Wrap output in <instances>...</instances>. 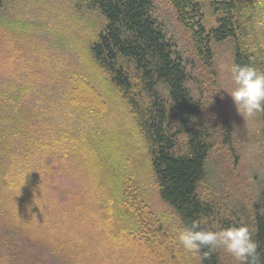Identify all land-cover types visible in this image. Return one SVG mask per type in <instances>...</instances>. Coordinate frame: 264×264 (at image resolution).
Listing matches in <instances>:
<instances>
[{
    "label": "trees",
    "instance_id": "16d2710c",
    "mask_svg": "<svg viewBox=\"0 0 264 264\" xmlns=\"http://www.w3.org/2000/svg\"><path fill=\"white\" fill-rule=\"evenodd\" d=\"M75 2L98 9L105 19L90 46L92 62L100 78L111 84L110 98L134 121L146 152V170L162 201L183 228L193 220H200L202 228L216 225L213 230L248 225L264 264V189L251 199L248 214L241 211L228 218L220 203L202 190L214 150L221 145L233 149L234 144L221 102L214 44H231L233 65L250 64L264 71V0H166L189 36L187 58L158 22L152 0ZM5 5L6 0H0V12ZM103 92L82 74L70 79V101L77 109H104ZM258 115L264 136V112ZM74 136H68L64 157L57 139L48 149L53 172L59 173L53 185L61 190L65 181L69 183L70 192L56 193L53 199L63 209L54 213L51 224L43 214L34 221L41 248L55 258L53 264H185L175 230L146 200L135 169L128 167L129 156L117 164L119 151L101 141V147L88 148L92 159L87 160L85 146L90 142L83 144ZM113 137L111 143L116 144L119 136ZM65 158L72 165L82 158L93 168L95 172L85 171L86 180L94 185L91 196L84 194L74 173H66ZM58 217L66 221L61 224ZM207 251L196 254L199 264H238L222 249L203 258ZM10 258L0 259V264H47L42 256L20 257L13 250Z\"/></svg>",
    "mask_w": 264,
    "mask_h": 264
},
{
    "label": "rangeland",
    "instance_id": "374dc122",
    "mask_svg": "<svg viewBox=\"0 0 264 264\" xmlns=\"http://www.w3.org/2000/svg\"><path fill=\"white\" fill-rule=\"evenodd\" d=\"M152 3L155 17L168 38L187 58L190 39L175 12L166 0H152ZM104 23L98 9L77 4L75 0H6L0 12V259L3 262L11 259L12 250L20 257L42 256L47 264L55 261L41 248L43 241L36 235L38 228L34 221L43 214L51 224L54 213L63 209L54 205L53 199L56 193L70 192L69 183L65 181L61 190L53 185L59 173L53 172L55 166L48 158L52 152L48 149L57 139L64 157L70 134L76 135L78 142H90L85 146L87 160L92 159L88 148L101 147V141L119 151L115 157L117 164L129 156L128 167L135 169L134 178L153 210L177 236L183 229L172 208L160 198L146 170V152L134 130V121L123 106L110 98L114 92L111 84L100 78L93 65L90 46L99 37ZM214 62L220 70L221 102L229 116L234 144L233 149L221 145L214 150L202 190L215 204L220 203L222 215L228 218L241 211L248 214L251 199L264 189L263 123L258 113L253 117L240 114L228 93L234 88L233 50L229 42L214 44ZM74 74H82L104 91V109L92 107L85 112L70 101V79ZM114 134L119 136L116 144L111 143ZM63 160L66 173H74L73 179L81 183L84 194L88 192L87 196H91L94 185L86 180L85 171L95 172L93 168L82 158L73 165L67 158ZM65 221L62 217L57 219L61 224ZM92 237L96 239L97 235ZM180 246L185 264H199L196 254Z\"/></svg>",
    "mask_w": 264,
    "mask_h": 264
},
{
    "label": "clouds",
    "instance_id": "9594fccd",
    "mask_svg": "<svg viewBox=\"0 0 264 264\" xmlns=\"http://www.w3.org/2000/svg\"><path fill=\"white\" fill-rule=\"evenodd\" d=\"M234 88L228 92L237 111L245 116L253 117L264 112V71L248 64H234L231 67ZM202 228L200 220H193L190 225L179 231L178 240L185 250L198 254L203 248V258H207L217 249L231 255L238 264H260L258 243L253 232L246 224L228 228Z\"/></svg>",
    "mask_w": 264,
    "mask_h": 264
}]
</instances>
